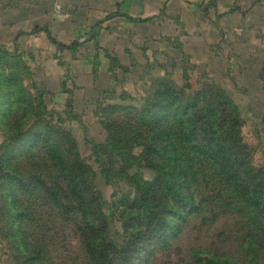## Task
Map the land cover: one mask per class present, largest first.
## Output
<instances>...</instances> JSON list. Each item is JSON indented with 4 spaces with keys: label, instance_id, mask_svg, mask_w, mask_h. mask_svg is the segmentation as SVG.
<instances>
[{
    "label": "trees",
    "instance_id": "1",
    "mask_svg": "<svg viewBox=\"0 0 264 264\" xmlns=\"http://www.w3.org/2000/svg\"><path fill=\"white\" fill-rule=\"evenodd\" d=\"M19 57L7 51L0 57V130L5 135L0 231L20 264H69L63 258L54 263L59 247L72 264H145L190 216L214 220L230 209L238 210L248 230L264 241V164H253L243 137L245 120L223 87L212 82L195 88L187 76L181 86L166 74L153 78L140 102L123 94L119 102L97 109L106 131L104 142L95 145L101 174L108 182H129L137 195L133 205L142 211V228L129 232L132 226L126 225L127 231L113 238L112 214L96 170L63 127L62 116L48 111L43 93L35 95L22 84L17 105L21 121L30 116L31 124H9L15 103L4 67ZM143 170L151 171L152 179ZM53 214L58 222H45ZM71 235L78 239L76 252L67 245ZM195 262L234 264L227 255H197Z\"/></svg>",
    "mask_w": 264,
    "mask_h": 264
},
{
    "label": "crops",
    "instance_id": "2",
    "mask_svg": "<svg viewBox=\"0 0 264 264\" xmlns=\"http://www.w3.org/2000/svg\"><path fill=\"white\" fill-rule=\"evenodd\" d=\"M4 51L24 56L66 118L93 112L104 90L134 95L145 74L176 69L180 84L187 68L233 97L244 128L264 132V0H0Z\"/></svg>",
    "mask_w": 264,
    "mask_h": 264
},
{
    "label": "rangeland",
    "instance_id": "3",
    "mask_svg": "<svg viewBox=\"0 0 264 264\" xmlns=\"http://www.w3.org/2000/svg\"><path fill=\"white\" fill-rule=\"evenodd\" d=\"M13 63L10 67H4L5 76L10 78L11 83V96L12 103H15L13 113L10 117L9 124L28 125L31 124L29 121L32 117L28 116L26 119L21 121L22 113L19 112L17 105V95H22V84L27 88L28 92H32L35 95L43 93V84L37 83L32 80V75L35 73V68L28 65V61L23 55ZM179 57L172 53L173 65L180 62ZM178 60V61H177ZM177 66V65H176ZM189 68V67H188ZM115 69V68H114ZM174 69V66L173 68ZM187 68L184 69L182 83L186 82V76L188 79L193 80V86L198 88L199 85L204 83H212L216 80L209 76L203 78L195 75L189 76L190 74ZM176 69L174 70L175 73ZM177 73L182 75L181 67L178 65ZM29 72L31 77L28 78ZM80 73L83 71L80 70ZM174 73L169 72V76L174 79ZM111 77L116 80V73L113 71ZM153 75L145 74L142 78L143 82L140 87L136 88V91L132 93L136 96L138 102L141 98L146 95L149 87L152 84ZM161 77V76H160ZM180 77V76H179ZM182 79V77H181ZM120 80V77H119ZM215 80V81H214ZM118 81V79H117ZM176 82V81H175ZM71 84V81H70ZM218 84V83H217ZM219 85V84H218ZM119 96V99L113 101L115 96ZM100 97L96 102V108H93V112L90 110L88 113L84 112L79 114L75 111L76 118H66L62 116V125L64 128L69 129L77 140L80 151L85 159L92 164L96 170L97 175V186L101 191L103 197L107 201L108 210L112 214V236L113 238L120 237L126 232V225L132 226L129 232H132L135 228H142V222L139 219L142 211L133 205V199L137 196L133 186L123 179H113L112 182L106 181L104 176L101 174L99 163L96 161V148L98 145L106 139V131L101 125V117L97 116L96 111L101 106H107L114 102H119L123 94H129L125 91L118 90L117 92H110L104 90L99 92ZM48 106L49 112H59L57 107L58 102L53 100H45ZM107 104V105H105ZM102 108V107H101ZM81 112V110H79ZM103 113V111L101 112ZM107 113H109L107 111ZM50 114H48L49 116ZM74 117V115H72ZM19 120V121H18ZM57 116H54V121H57ZM264 129V128H263ZM243 137L246 144L252 150V162L255 166L264 164V132L250 130L248 127H243ZM5 135L0 130V144L3 142ZM0 153L2 149L0 148ZM18 161V158L17 160ZM22 165L29 170L31 166L26 160H21ZM144 175L147 179H152V172L149 170H143ZM43 212L48 211L42 209ZM50 213V211H48ZM45 222H53L59 220L54 214L53 217H44ZM43 219V220H44ZM43 222V223H45ZM4 220L0 216V230L4 224ZM51 225V224H49ZM248 225V220L242 217L238 210L230 209L225 211L222 216L211 219L210 215L195 214L188 218V221L182 226L181 231L169 240V245H162L159 243L156 251L145 264H196L195 256H231L234 264H264V241L262 237L256 233L253 229L251 231L245 226ZM249 226V225H248ZM250 227V226H249ZM59 241V240H58ZM67 245H71L73 250L79 248L78 239L71 235L68 239ZM157 241H155L156 243ZM63 244V243H62ZM62 244H58L61 246ZM61 258L65 260V263L72 264V259L69 254L61 253L60 247L54 255V263L61 261ZM71 258V259H70ZM20 261L15 259L14 250L12 245L6 239H3L0 231V264H20ZM200 264V263H199Z\"/></svg>",
    "mask_w": 264,
    "mask_h": 264
},
{
    "label": "built area",
    "instance_id": "4",
    "mask_svg": "<svg viewBox=\"0 0 264 264\" xmlns=\"http://www.w3.org/2000/svg\"><path fill=\"white\" fill-rule=\"evenodd\" d=\"M54 13L61 20H65L69 17V14L64 12L60 7H57Z\"/></svg>",
    "mask_w": 264,
    "mask_h": 264
}]
</instances>
